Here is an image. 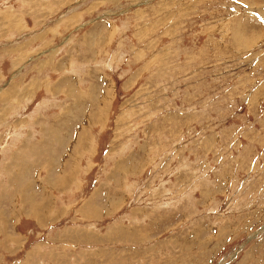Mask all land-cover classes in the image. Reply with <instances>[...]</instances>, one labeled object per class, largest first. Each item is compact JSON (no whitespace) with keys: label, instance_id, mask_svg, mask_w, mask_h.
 <instances>
[{"label":"rangeland","instance_id":"rangeland-1","mask_svg":"<svg viewBox=\"0 0 264 264\" xmlns=\"http://www.w3.org/2000/svg\"><path fill=\"white\" fill-rule=\"evenodd\" d=\"M6 223L45 264H264V0H0Z\"/></svg>","mask_w":264,"mask_h":264},{"label":"crops","instance_id":"crops-1","mask_svg":"<svg viewBox=\"0 0 264 264\" xmlns=\"http://www.w3.org/2000/svg\"><path fill=\"white\" fill-rule=\"evenodd\" d=\"M31 216H25L21 215L16 221H18L19 226L23 227V224L26 222L33 223V227L31 226L30 230H42L44 227L41 225L42 219L41 215L39 218L36 216V208L33 209ZM45 221H43V224ZM4 227L1 231V238L0 239V264H5L7 261V258H20L17 262V264H45L46 259L48 255L46 252H41V250H37L35 248L33 249H25L26 242L28 241V238L25 237L23 232H18L16 225V233H9V224H3ZM29 230V232H30ZM37 238V236H35ZM26 250V251H25ZM43 257V263L42 260L39 259V257Z\"/></svg>","mask_w":264,"mask_h":264},{"label":"bare ground","instance_id":"bare-ground-1","mask_svg":"<svg viewBox=\"0 0 264 264\" xmlns=\"http://www.w3.org/2000/svg\"><path fill=\"white\" fill-rule=\"evenodd\" d=\"M251 7H252V6H251ZM234 33H235V32H234ZM236 37H237V36H236ZM242 38H244V37L242 36ZM243 40H246V39L244 38ZM243 40H242V41H243Z\"/></svg>","mask_w":264,"mask_h":264}]
</instances>
